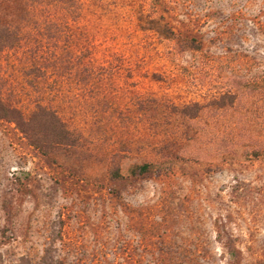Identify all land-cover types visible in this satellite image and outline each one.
Here are the masks:
<instances>
[{"label":"rangeland","instance_id":"rangeland-1","mask_svg":"<svg viewBox=\"0 0 264 264\" xmlns=\"http://www.w3.org/2000/svg\"><path fill=\"white\" fill-rule=\"evenodd\" d=\"M147 2L106 0L107 13L98 16L97 8L87 9L86 24L99 42L129 50L150 76L163 79L121 77L122 106L112 109V119L101 116L89 125L97 154L119 153L125 165L155 154L147 140L150 118L135 114L140 100L204 101L232 77L264 72V0H170L169 19L206 43V53L189 56L183 64L192 67L182 73L162 55L156 36L138 30L137 12L149 8ZM17 61L0 59V87L21 106ZM102 95L86 91L62 106L84 127L89 123L82 116L69 117L71 108H106ZM257 104V97L244 101L247 109ZM81 165L61 167L31 147L14 124L0 121V255L7 264L23 258L42 264L48 248L66 264H264V156L203 162L183 155L162 177L124 182H112L105 163Z\"/></svg>","mask_w":264,"mask_h":264},{"label":"trees","instance_id":"trees-1","mask_svg":"<svg viewBox=\"0 0 264 264\" xmlns=\"http://www.w3.org/2000/svg\"><path fill=\"white\" fill-rule=\"evenodd\" d=\"M147 1L149 8L145 5L137 12L138 30L156 36L162 55L181 73L188 72L192 66L186 67L183 62L189 56L202 58L206 53L204 37L169 19L167 15L173 14L166 8L170 0ZM105 2L0 0V59L18 57L22 76V89L15 92L21 106L13 104L0 87V121L14 124L31 147L61 167L72 162H80L82 167L92 161L105 163L112 182L138 181L148 175L162 177L183 155L203 162H242L251 156H264V72L257 78L232 77L225 88L204 101L176 104L154 97L140 100L135 114L139 119L150 118L147 140L155 144L151 145L155 154L130 165H125L126 158L119 153L97 154L89 141L94 136L89 125L101 116L112 119V109L122 106L118 98L123 87L121 77L143 75L154 82L163 81L159 74L150 76L144 62L139 66L129 50L96 39L86 24L87 9L101 11L94 16L107 13ZM86 91L103 94L107 106L71 108L69 117L79 115L89 123L81 127L68 118L62 105L80 100V93ZM256 97L260 104L247 109L244 101ZM230 113L236 116L234 120H203L204 116ZM163 125L164 130H158ZM257 133L263 137L258 141ZM81 175L86 178L83 181L88 180L85 171ZM0 264H7L1 255ZM16 264L31 263L23 258ZM42 264L66 262L57 250L48 248Z\"/></svg>","mask_w":264,"mask_h":264}]
</instances>
